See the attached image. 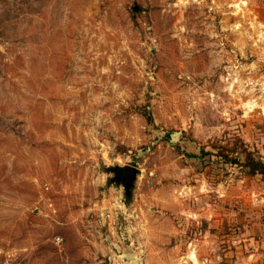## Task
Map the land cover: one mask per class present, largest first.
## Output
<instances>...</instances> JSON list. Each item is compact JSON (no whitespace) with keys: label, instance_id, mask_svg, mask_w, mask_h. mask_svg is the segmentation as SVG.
Masks as SVG:
<instances>
[{"label":"rangeland","instance_id":"obj_1","mask_svg":"<svg viewBox=\"0 0 264 264\" xmlns=\"http://www.w3.org/2000/svg\"><path fill=\"white\" fill-rule=\"evenodd\" d=\"M240 143L264 160V0H0V264H264Z\"/></svg>","mask_w":264,"mask_h":264},{"label":"crops","instance_id":"obj_2","mask_svg":"<svg viewBox=\"0 0 264 264\" xmlns=\"http://www.w3.org/2000/svg\"><path fill=\"white\" fill-rule=\"evenodd\" d=\"M237 183L238 186L243 184L244 187L241 192L237 191L240 194L234 191L233 197L243 199L244 205L242 209L233 212L232 225L240 224L242 226V235L247 236L243 240H248L249 246H256L252 249L253 252L258 251L260 248V251L262 250L264 253V176L244 177ZM256 255L258 257L259 253H256ZM190 256L195 257L196 255L190 253Z\"/></svg>","mask_w":264,"mask_h":264},{"label":"trees","instance_id":"obj_3","mask_svg":"<svg viewBox=\"0 0 264 264\" xmlns=\"http://www.w3.org/2000/svg\"><path fill=\"white\" fill-rule=\"evenodd\" d=\"M137 111L145 118L148 123L153 122L151 113L145 107H137ZM168 137L169 134L166 135V138ZM199 151V157L205 154L203 146H200ZM232 152L235 155L230 158L225 156L224 162L238 167L242 172V177H253L255 175L264 176V160L258 152L249 150L243 143H240L238 146H236ZM239 155H242V157H239ZM189 156L194 157L195 155Z\"/></svg>","mask_w":264,"mask_h":264},{"label":"water","instance_id":"obj_4","mask_svg":"<svg viewBox=\"0 0 264 264\" xmlns=\"http://www.w3.org/2000/svg\"><path fill=\"white\" fill-rule=\"evenodd\" d=\"M110 170L113 173V177L110 178V181L116 185H121L123 187L125 197H130L131 190L134 186L139 170L130 165H117L112 167Z\"/></svg>","mask_w":264,"mask_h":264}]
</instances>
